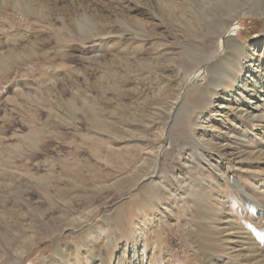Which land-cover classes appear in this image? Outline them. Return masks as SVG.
Here are the masks:
<instances>
[{
  "label": "rangeland",
  "instance_id": "obj_1",
  "mask_svg": "<svg viewBox=\"0 0 264 264\" xmlns=\"http://www.w3.org/2000/svg\"><path fill=\"white\" fill-rule=\"evenodd\" d=\"M78 1L109 19L65 21L58 1L43 21L31 0L0 1L13 15L0 16V264H89L93 250L103 264H132L134 250L153 264H194L198 226L223 256L236 238L225 244L224 229L254 223L235 182L264 207L252 182L263 183L264 166L250 171L264 165V96L246 105L248 92L264 94L254 77L264 0ZM139 12L153 23L116 17ZM197 61L203 78L187 86ZM239 77L254 79L247 92Z\"/></svg>",
  "mask_w": 264,
  "mask_h": 264
},
{
  "label": "bare ground",
  "instance_id": "obj_2",
  "mask_svg": "<svg viewBox=\"0 0 264 264\" xmlns=\"http://www.w3.org/2000/svg\"><path fill=\"white\" fill-rule=\"evenodd\" d=\"M1 1V0H0ZM35 5H37L39 7L40 12H39V17L41 18V20H45V3H47L48 7L51 6L52 8H50L52 14L55 15V11L57 10V8L59 9L60 7H57L55 8L54 5L56 6V3L58 2V5L61 6V4H64L66 3L64 6L65 9H67V15H66V11L64 10V20L65 21H68L69 18L70 20H74V19H71V17H75V14L78 15L80 13H82V17L90 20V21H96L97 19L101 20V21H107L109 19V17H104L102 16V14H99L97 12H95L94 10L90 9L89 7H86L85 5L82 4V7L81 9H79V5H80V1L78 0H72L70 2V4H68L65 0H31ZM135 1V0H134ZM12 2V1H11ZM29 2V1H28ZM105 2V1H104ZM177 1H175L176 3ZM208 2V1H207ZM60 3V4H59ZM106 4H107V1H106ZM177 4V3H176ZM16 6V5H14ZM105 6V5H104ZM182 6V5H180ZM62 7V6H61ZM15 8V7H14ZM17 8V7H16ZM21 8V6H20ZM104 8V7H103ZM107 8V7H106ZM109 9V8H108ZM213 9V8H212ZM211 9V10H212ZM13 10V9H12ZM38 10V9H37ZM62 10V9H61ZM210 10V11H211ZM3 11V9H2ZM109 10H107L108 12ZM138 11V9H137ZM47 12V11H46ZM13 13V12H12ZM61 13V12H60ZM59 13V14H60ZM142 12H139L138 14L137 13H134L135 16H133L131 19L127 16H125L124 13H120V14H116V17H121V18H124V20H126L127 22H130V23H133L135 25H141V26H144V27H147L148 25L152 24L150 21L146 20L144 18V16L140 17L139 14H141ZM58 14V12H57ZM107 14V13H106ZM144 14V13H143ZM1 15H4V16H13L12 14L10 13H7L6 11L0 13V16ZM62 16V15H61ZM17 17V16H15ZM33 18H36L38 17L37 15L33 16ZM31 17V18H32ZM78 17V16H77ZM80 17V16H79ZM23 18H25L24 16L20 15L18 19L22 20L23 21ZM30 18V19H31ZM62 18V17H61ZM26 19V18H25ZM117 19V18H116ZM6 20V19H5ZM112 20V19H111ZM28 21L29 19L27 18L26 19V22L28 24ZM35 22V21H34ZM110 22V21H109ZM64 23V22H63ZM195 23V22H194ZM65 24V23H64ZM157 24V23H156ZM56 25V24H55ZM3 26V25H2ZM27 26V25H26ZM54 26V25H53ZM57 26V25H56ZM55 26V27H56ZM98 26V25H97ZM6 27V26H5ZM5 27H3L5 29ZM1 28V27H0ZM28 29V28H27ZM109 29V28H108ZM222 29V28H221ZM227 30V25H225V27L221 30V35H224V33L226 32ZM5 34V33H4ZM27 35V34H26ZM8 38V37H7ZM226 38V37H225ZM233 38H230L229 41L227 40L228 44H229V49L231 48V43L236 41L235 39L232 40ZM11 40V38H10ZM1 41V39H0ZM32 41V38L29 42ZM28 42V40H27ZM18 44V43H17ZM239 44V43H238ZM29 45V44H28ZM31 45V44H30ZM23 47V45H22ZM224 46L223 44L220 42V48L222 49ZM4 48V45H3V42H0V57H2L4 54H5V51L3 50ZM20 48V47H19ZM19 48H17L19 50ZM232 49H230V52L227 53L228 56H235V54H233L232 52ZM226 53V52H225ZM10 54V53H9ZM7 55V54H6ZM60 55V54H59ZM66 56H69V55H66ZM63 57V55L61 56ZM72 57V56H71ZM236 57V56H235ZM56 58V57H55ZM73 58V57H72ZM71 58V59H72ZM225 58V57H224ZM68 60L69 57L67 58ZM77 59V58H76ZM225 60V59H224ZM72 61V60H71ZM199 61H197V63L193 64V67H194V71L193 73L190 72V74L187 75L186 77V85L187 86H190L191 84H195V83H199L203 76L201 72H197L198 69H200V64H198ZM223 62V60H222ZM253 62V64H255V60L254 61H251ZM198 64V65H197ZM215 64V63H214ZM213 66V64H212ZM16 67V66H15ZM213 67H217V66H213ZM0 68L2 70H4V67H2L0 65ZM212 68V67H211ZM219 68V67H218ZM261 67L258 66L257 69L260 70V74H257L256 72H254V68L251 67L250 70L254 72V77L258 78H262L264 77V71L260 69ZM0 69V70H1ZM214 69V68H212ZM226 69V68H225ZM14 70V69H12ZM12 70L10 69V75H14L12 74ZM227 71V70H226ZM3 72V71H1ZM187 72V71H186ZM224 72V71H223ZM252 72V73H253ZM14 73V72H13ZM8 74V73H7ZM262 74V75H261ZM233 76V75H232ZM253 76V75H251ZM10 77V76H9ZM10 79V78H9ZM237 83L239 86V91L243 90L244 92H247L248 89L252 86V83H254V79H249V78H244V77H239ZM261 80V79H260ZM262 81V80H261ZM260 81V83H261ZM214 82V81H213ZM260 85V84H259ZM217 87V86H216ZM216 87H213L212 88V91L215 92V90L217 89ZM202 89V88H201ZM262 89V88H261ZM264 91V89H262ZM251 92V91H250ZM248 92L249 94H247V97H249V100L248 101H251L250 103H246L247 105V108L251 109L252 107L254 109H258L259 106H255V104L257 102H261L263 100V97L264 94L262 93H258V92H255V93H250ZM243 93V92H242ZM245 97H246V94H245ZM243 102V101H242ZM228 103V102H227ZM246 107V106H244ZM248 111V110H246ZM199 112V111H198ZM192 131V130H191ZM248 132L250 133V130H248ZM194 133V132H193ZM196 133V132H195ZM254 133V132H253ZM251 136V135H250ZM250 138V137H249ZM243 142H251L253 139H248V136L245 134L243 136ZM198 144H200L198 142ZM199 146V145H198ZM202 157H204L205 159L208 157L209 158V155L207 154H204ZM218 158V157H217ZM218 162V164L223 167L225 165H227L225 163V161L223 160V158H219V159H216ZM264 165L258 167L257 165L254 166L252 165L250 167V171H253L255 172L256 169H260L261 167H263ZM240 181L238 180L237 182H235L236 184L234 185H237V186H240L241 190L245 193V195L247 196V198L249 200H247L248 202V206H247V209H248V212H249V218L251 221H253L254 223H252V225L249 227V226H243L242 225V222H240L239 219H236L233 223H230L232 226L230 229H224V231H230L229 233H227L225 235V238H223V242L225 244H227L229 241H230V238H232L233 234H235L236 232V238L233 239V244H232V249H227V250H224L222 251L223 252V256H218L215 252H210L206 249V247L204 246V242L209 238L205 237V234H204V230L202 229V227H197V230H196V233L197 235L195 236L196 238H194V244L197 245L198 247V251H197V254L195 255H199V258L196 259V261L194 262V264H264V221H261V219L264 217V207L260 204V202L257 201V199L255 198L254 196V191L252 190H249V189H243L242 186L240 185L239 183ZM255 185V187H259L261 190L264 189V181L262 184H259L258 182V177L252 181ZM234 183V181H233ZM236 186V187H237ZM245 196V197H246ZM246 202V203H247ZM247 205V204H246ZM199 209V208H198ZM198 211V210H196ZM254 213V214H252ZM236 218H238L237 216H235ZM199 220H200V217H197ZM238 220V221H237ZM244 229V230H243ZM242 231V234L244 236H239L238 232L239 231ZM255 230H263L262 232L260 233H255ZM88 229L86 228H83L81 230L80 233H78V235L76 234V238L79 237V239H82L84 235H87L88 234ZM223 232V230L221 231ZM154 239H155V242H154V245H157L161 248V250L163 251V253L165 252V249H166V245L165 243L167 242L166 238L164 237V235L160 232V230H157L156 232H154ZM225 233V232H224ZM30 235V234H29ZM28 235V236H29ZM31 237V236H29ZM27 237L28 239H32L34 238V236L32 238H29ZM27 239V240H28ZM171 240V239H170ZM173 243V242H172ZM179 243V242H178ZM223 243V244H224ZM167 244V243H166ZM175 244V242H174ZM224 244V245H225ZM234 245V247H233ZM168 246V245H167ZM222 248V247H221ZM238 248V249H237ZM154 249V248H153ZM216 251V250H215ZM227 251H233V255L234 256H231L229 257V254ZM53 255L54 256H57V257H60V258H64V251L61 249V246L59 243H56L54 245V248H53ZM63 255V256H62ZM91 255V259H90V263L89 264H103V254L100 253V255L97 254L96 251L93 250L92 253H90ZM146 253L145 251H142L140 252V254L134 250V256H133V261H132V264H153L152 261H153V258L151 259L152 261L151 262H147V259H146ZM162 255V254H161ZM225 256V257H224ZM140 257L143 258V263L141 261V259H139ZM163 257V256H162ZM172 257V256H171ZM52 259H50L51 261ZM126 260V259H125ZM159 260V259H158ZM22 259L18 258L16 260V262L12 263V264H22ZM48 262V261H47ZM46 262V263H47ZM189 264V263H188Z\"/></svg>",
  "mask_w": 264,
  "mask_h": 264
}]
</instances>
